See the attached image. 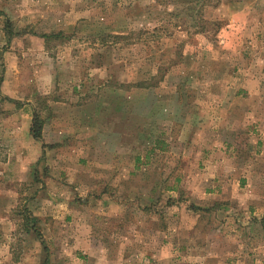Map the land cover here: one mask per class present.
<instances>
[{"label": "rangeland", "instance_id": "374dc122", "mask_svg": "<svg viewBox=\"0 0 264 264\" xmlns=\"http://www.w3.org/2000/svg\"><path fill=\"white\" fill-rule=\"evenodd\" d=\"M254 171L264 0H0V264H264Z\"/></svg>", "mask_w": 264, "mask_h": 264}, {"label": "crops", "instance_id": "0c3cea01", "mask_svg": "<svg viewBox=\"0 0 264 264\" xmlns=\"http://www.w3.org/2000/svg\"><path fill=\"white\" fill-rule=\"evenodd\" d=\"M246 181L251 184H249L250 190L248 189H244V191H246V196L251 197V199H256V200H252V201H258V204H251L250 206H248L247 208L241 207L242 210H244V213L248 216L249 221L246 222L248 224V226H250V228L248 227V230H256L254 233L249 232V238L248 241L250 243V245H255L260 246V249L255 250V253H253L252 258L257 262L258 260L262 259L264 260V258H260V257H264L262 256V252L264 250V205H260V204H264V173H257L256 171H254L253 173L249 174L248 176L245 177ZM254 181H259L260 185H256L253 186ZM248 186V185H247ZM260 188L261 191H257V188ZM245 188H247L245 186ZM243 193V192H242ZM224 194V193H223ZM258 194V196H256ZM256 196V197H254ZM260 199V200H259ZM228 203V202H226ZM260 203V204H259ZM213 210L215 208H212ZM239 207V210H241ZM218 212H222V214L224 213V217L222 218L221 221V225H225V224H229L230 223V216H227L229 213H231V210L228 207H224L221 210V206L219 207ZM234 213V212H233ZM235 221L233 222V225L236 226L237 223L239 222V220L237 218L234 219ZM243 222V221H242ZM253 227V228H252ZM235 233V239H238V235L239 234L237 230L234 231ZM262 250V252H260ZM264 255V254H263ZM241 257H238V259L240 260Z\"/></svg>", "mask_w": 264, "mask_h": 264}, {"label": "trees", "instance_id": "16d2710c", "mask_svg": "<svg viewBox=\"0 0 264 264\" xmlns=\"http://www.w3.org/2000/svg\"><path fill=\"white\" fill-rule=\"evenodd\" d=\"M5 35L7 37V39H10L12 36V30L10 26H6L5 29ZM53 36H56V38L59 36L61 37L62 34L61 32L55 34H43L41 37L45 39V42H47L49 40V38H52ZM38 118L34 116V120L32 123V127H31V132L34 138L36 139H40L41 138V122L39 120H37ZM210 209H206L205 211H209ZM26 223L28 224L27 228L25 229L26 233H29V231H33V230H37L36 228V222L37 220L31 216L30 214L26 215Z\"/></svg>", "mask_w": 264, "mask_h": 264}]
</instances>
